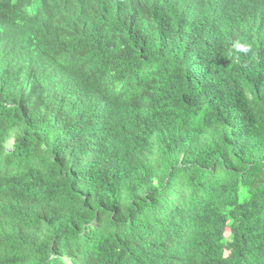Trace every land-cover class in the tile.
Segmentation results:
<instances>
[{
    "label": "trees",
    "instance_id": "1",
    "mask_svg": "<svg viewBox=\"0 0 264 264\" xmlns=\"http://www.w3.org/2000/svg\"><path fill=\"white\" fill-rule=\"evenodd\" d=\"M0 264H264V0H0Z\"/></svg>",
    "mask_w": 264,
    "mask_h": 264
}]
</instances>
